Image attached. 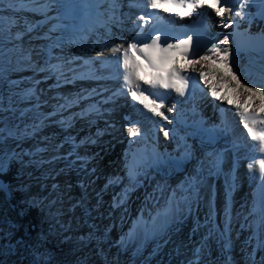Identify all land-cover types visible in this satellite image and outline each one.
Returning a JSON list of instances; mask_svg holds the SVG:
<instances>
[{"label": "bare ground", "instance_id": "bare-ground-1", "mask_svg": "<svg viewBox=\"0 0 264 264\" xmlns=\"http://www.w3.org/2000/svg\"><path fill=\"white\" fill-rule=\"evenodd\" d=\"M11 1L15 0L8 3ZM88 1L18 0V8L12 5L8 12L5 11L7 30L0 35L5 39L0 46V55L14 51L15 56L8 55L9 74L4 79L16 93V107H23L22 114L31 106L35 109L21 118L28 127L24 142L10 141L0 151L5 160L19 151H28L29 147H35L30 151L36 153L38 160L48 161L54 154L61 156V163H51V167L45 169V175L32 171L41 179L38 183L33 180L31 184L42 188L47 182L45 176L51 170L55 186L68 179L75 183L78 197L88 212L81 223L88 222L93 229L82 231L76 227L74 220L80 210L75 215V209L69 212L65 207L72 209L74 205L69 202L76 205L73 199L76 194L66 190L70 199L66 195L65 200L59 189L52 198L57 197L53 216L56 222L60 219L62 227L54 222L46 232L55 230L54 237L65 235V243L71 245L70 254H84L85 247L78 245L82 235L93 231L101 237L103 233L100 232L105 229L118 246L116 253L126 251L140 260L158 251L153 245L149 249L151 252H146L149 240L156 233L190 216L168 250L173 248V255L177 250L181 253L182 257L176 258L173 264H189L197 259V250L192 252L191 247L195 242L191 243L189 239L194 235L205 236L198 254L200 264L201 257L210 253L213 238L219 236V227L229 240L235 234L240 243L241 226L244 224L249 230L256 216L259 220L264 219V181L257 163L264 159V153L248 135L237 109V105L243 103L251 112L261 100L259 97L247 100L246 96H238L229 84L220 82V76L216 74V69L222 68L219 61L216 64L201 61L193 65L192 61L200 58L180 59L165 73H159L152 71L136 51L130 52L141 65V79L137 83L139 90L144 86L142 92L147 97L144 103L151 106L155 101L161 105L163 116L154 114L132 98L134 85L125 79L123 66V50L132 43L138 45L147 28L141 17L152 9L150 0H96L92 5ZM102 5L107 7L105 21L96 14ZM232 9L233 12L224 17L217 16L214 9L207 7L196 8L190 15H176L180 19H210L217 26L220 40L223 41L225 36L229 39L227 45L221 43L220 47L229 50L232 71L248 87L264 90V48L241 49L232 42L233 24L243 23V16L236 17L234 22L229 19L239 11L238 6ZM12 23H16L14 29L10 27ZM225 23L231 27H224ZM260 28L264 30V21L255 22L253 29ZM17 30H22L23 42L28 40L23 49L12 45L15 43L12 35ZM27 47L34 51L31 61L36 67L35 72L18 71L15 64L19 55L20 58L29 56ZM116 47L121 51L111 52ZM40 60L47 64L46 69H39ZM172 68L180 69V75L187 79L188 86L183 95L174 88L159 84L153 87L145 82L157 75L168 82ZM201 72L205 73L203 78ZM21 81H24L22 85ZM39 81L41 86L37 85ZM213 87L217 89V96L227 99L213 96ZM49 90L54 94H46L51 92ZM204 92L209 93L210 100L204 97ZM158 95L166 98L165 104L156 101ZM209 105L211 110L215 107L212 119L208 118ZM190 109L196 112L193 123ZM113 120L117 123L112 124ZM133 127L139 129L140 135H130L129 130ZM256 127L259 129L264 125L257 124ZM165 131L169 136H164ZM36 193L37 198H41L38 190ZM92 202L94 209H90ZM2 206L0 203V208ZM41 207L52 216L42 202ZM245 210L253 215L246 222ZM66 211L67 215L64 214ZM1 212L4 214L3 208ZM47 213L45 216H49ZM231 214H235L233 222L228 219ZM3 219L4 215L0 223ZM64 222L67 223L65 226ZM260 230V224L255 225L252 234L246 231L245 236ZM247 243L248 238H245L241 245L243 252Z\"/></svg>", "mask_w": 264, "mask_h": 264}, {"label": "rangeland", "instance_id": "rangeland-1", "mask_svg": "<svg viewBox=\"0 0 264 264\" xmlns=\"http://www.w3.org/2000/svg\"><path fill=\"white\" fill-rule=\"evenodd\" d=\"M6 2H10V0H6ZM8 9L9 7H7V3L5 6H2V2H0V35L3 31L7 30L5 26L7 22L6 18L4 17V13L5 11L8 12ZM15 25L16 23H12L10 24V27L14 29ZM4 40V38L0 37L1 47L4 44ZM42 47L45 49V46ZM42 47L41 50L43 51L44 49H42ZM7 53L8 51L5 53V56L0 55V149H2L4 145L10 141L24 142V140L27 138L26 131L28 127L25 126L24 119L21 118H25L28 112H31L35 109L34 106H31L30 108H27L25 112H23V115L21 112L23 107H16V93L11 89V86L7 84L4 79L5 76L9 74L7 73L9 67L6 70V66H8L9 63L8 55L13 58V56H15V52L12 51L9 52V54ZM39 83L40 81L37 83V85L41 86ZM46 94L51 96L54 94V91L52 90L51 92H46ZM204 97L210 100L209 93L204 92ZM211 109L212 108L209 105L207 111L210 115H208V118L212 119L214 117L215 107L213 110ZM215 114L217 118L218 114L216 112ZM211 119H208V121H211ZM112 122V124L115 122L117 123V120H113ZM32 148L35 147H29V150L26 152L19 151L15 155L9 156L6 160L3 156V151H0V165L3 166V171L0 173H6V171H8L9 173L13 174L10 182L14 183L12 188H10L7 186L6 182H0V203H3V206L0 208V219L4 215V219L0 223V264H97V259L104 264H173L176 258L180 259L182 257L178 250L175 255H173L174 249L171 248V250H168V247L175 237L179 235L180 232H182V228L190 216H188L187 219L177 221L170 227H167L163 231L156 233L149 240L146 252H151L149 249H151L153 245H155L158 251H156V253L153 255L150 254L149 256H143L140 260L136 255H130V253H127L126 251H119L116 253L118 246L117 244L113 243V241H111L108 234L105 232V229H103L104 231L100 232L103 233L101 234V237L96 236L95 232L93 231L90 234L82 235L78 240V245L80 247H85L83 252L84 254L78 256L75 252L74 254L70 255L71 245H65L66 238H63L65 235H61L56 238L55 241H52L53 237L55 236L53 234L55 233V230H52V232L46 234L47 230L51 229V223H58L57 226L62 225L60 223V219H58L57 222L54 221V219L57 220L53 216V213L56 211L54 204L57 203V197L52 200L54 193H59L58 190L60 189V196L65 200L70 199V196L66 190H70L71 193H75L76 196H74L73 199L76 202V205L74 202H69V205H74L76 207L74 208L75 215L76 212L80 210V214L76 215L74 220L76 227L84 231L85 229H93V225L88 224V222H86V224H83V222L81 223V220L86 218L88 212L78 197V192L76 191V188H74L75 183L71 180H62V184L55 186V184H53L52 178L53 170H51L47 176H45L47 182L42 186V188L39 187V185L33 186L31 184L33 180L38 183L41 179L40 176L37 177L32 171H36V174L38 173L45 175V169L51 167V163H61V156H59V154L50 156L51 158L48 161H45L44 159H36V155L31 154L33 152L30 151ZM114 170L115 169H112V171ZM110 183V185L113 186L114 183L112 181ZM25 186H27V188ZM64 186H67V188H64ZM37 190L42 195L41 198H37ZM31 192L32 196L30 197ZM19 193H21L22 198L20 197L21 199L18 202ZM62 193L66 194L63 196ZM47 195L48 198H45ZM66 195H68V198ZM62 199H60V201H62ZM41 202L44 204V208L51 211L52 216L47 213V210L46 213L49 216H45L46 213L41 207ZM93 202L91 203L92 206H90V209H94ZM25 205L30 208L36 206L38 212L40 213L41 223L31 242L28 244L26 242H17L15 244L10 242L9 239L18 238V235L16 237L15 235L18 233V228L21 225L19 219H21L24 215L22 208L25 207ZM65 207H68V211L72 210L69 206ZM2 208L4 210V214H1ZM72 211L71 216L74 215V212L72 214ZM244 213V217L247 215L245 222L251 216H253L249 212L246 213V210ZM64 214L67 215V211ZM234 215L231 214V216L228 217L229 221H234ZM241 217L243 218V216ZM106 218L109 219V217ZM262 221H264V219L259 220V216H256L252 228L249 230L245 228V225L243 224L241 226L240 243L239 241L237 242L235 234H232L231 240H229L219 225H217V227H219L218 229L220 230L219 236H216L217 238H213L214 241L211 245L212 248L209 249L210 253L204 254L205 256L201 257L202 259L200 264H264V226H262ZM65 224L67 223L64 222L63 225L65 226ZM259 224L261 230L258 233L251 235L253 230H255V225ZM96 227L97 232H99L98 226ZM246 231L251 232V234L247 237L245 236V234L248 233H246ZM65 234H67V232ZM27 237H30V235ZM204 237L205 236L202 235H194L189 239L191 243L195 242L193 245H191L192 252L202 248L203 244L201 245V242L203 241L202 238L204 239ZM245 238H248V243L247 248L244 249L243 252L241 245L244 244ZM68 240L70 241V239ZM75 241H77V239ZM226 243L227 247L225 246ZM49 245H53V248H51ZM195 247H197V249H195ZM204 247L208 248V246L205 244ZM190 249L191 248L187 250V253L190 252ZM158 257L160 259L157 262ZM185 260L186 259L183 261Z\"/></svg>", "mask_w": 264, "mask_h": 264}, {"label": "snow or ice", "instance_id": "snow-or-ice-1", "mask_svg": "<svg viewBox=\"0 0 264 264\" xmlns=\"http://www.w3.org/2000/svg\"><path fill=\"white\" fill-rule=\"evenodd\" d=\"M249 0H245V4L242 7L248 4ZM223 4H227V0H223ZM150 7L153 9H163L167 12L176 13L180 16L190 15L192 11L196 8H211L215 10V13L219 17H224L226 13H232L233 9L227 6H222V0H191L187 2L186 0H150ZM243 13L241 11H235L234 15L230 16L229 19L233 22L236 17H242ZM141 19H146L141 17ZM224 27H231V24L225 23ZM161 37L155 36L152 38L151 43L144 44L142 47H138L136 43L129 45L127 49L123 50V66L125 69V79L130 85H134V90L131 91L132 98L134 100H139L140 103L144 104L145 108H148L149 111L153 112L156 115L163 116V113L160 111L161 105L152 101V105L144 103L147 100V97L142 91L139 90V84L137 81L141 79L139 76V70L141 65L136 62L135 59L130 55V52L139 51L144 54L145 59L148 61V64L151 68L155 69L157 72L161 71L160 65H162L166 60L171 59L172 57L167 55L169 53H175L177 49H183L182 55L184 57L188 56V48L192 43V38L189 37L185 41H180L177 44H168L166 47L161 46L160 44ZM229 39L227 36L224 37L222 44L227 45ZM156 50L160 53L159 64L157 63L156 58L152 55V51ZM121 51L120 47L112 48L111 52L118 53ZM211 55H205L200 57L199 60L192 61V64H199L201 61H210L212 64H216L219 61V64L222 68L216 69V74L220 76V82L229 84L238 96H246L247 100H254L257 97L260 98L261 102L255 106V109L251 112L244 107V104H238L237 109L240 111L241 116L243 117L244 127L247 129L248 135L253 141L257 142L258 150L261 153H264V127L257 128V124L264 125V90L259 87H248L245 83H242L236 74L232 71L231 66L229 65V50L227 48L221 49L220 45L214 44L209 50ZM215 56V59H213ZM226 70V72L224 71ZM212 73H209L211 75ZM201 78L205 76L204 72L200 73ZM153 87H156L158 84L165 88H174L181 95L184 94L185 89L187 88V79L180 75V69L172 68L168 75V82H165L164 77L157 75L150 81H145ZM207 82V81H206ZM212 95L216 96L217 99L225 100L226 96H217V89L212 88ZM247 101H245L246 103ZM232 103V101H229ZM171 111V109H169ZM164 119H167L165 116ZM131 136L136 137L140 135L139 129L133 127L129 130ZM164 136H169V132L165 131ZM258 168L260 172V178L264 181V159H260L258 162ZM249 167H252L251 165ZM3 171V166L0 165V172ZM262 226H264V221H262ZM227 247V243L225 245ZM201 249H197V259L190 261L189 264H199L198 254Z\"/></svg>", "mask_w": 264, "mask_h": 264}, {"label": "trees", "instance_id": "trees-1", "mask_svg": "<svg viewBox=\"0 0 264 264\" xmlns=\"http://www.w3.org/2000/svg\"><path fill=\"white\" fill-rule=\"evenodd\" d=\"M16 168V167H15ZM15 170V169H13ZM11 173H9L8 171H6V173H0V182H6L7 186L12 188V186L14 185V183L10 182L11 178H12ZM20 194V196H19ZM18 194V202L20 201L21 197V193ZM21 197V198H20ZM23 217L21 219H19V222L21 223V225L18 228V233L15 235V237L18 235L17 239L11 238L9 239L10 242L13 243H19V242H26L27 244L29 242H31L32 238L34 237L36 231L39 229L40 223H41V218H40V213L38 212L37 209L34 208H27V207H23ZM28 235H30V237H27ZM56 249V248H55ZM98 263L97 264H104L102 262H100L97 259Z\"/></svg>", "mask_w": 264, "mask_h": 264}]
</instances>
